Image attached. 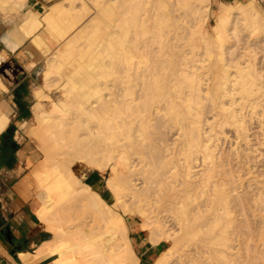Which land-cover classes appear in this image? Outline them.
Instances as JSON below:
<instances>
[{"label":"bare ground","instance_id":"6f19581e","mask_svg":"<svg viewBox=\"0 0 264 264\" xmlns=\"http://www.w3.org/2000/svg\"><path fill=\"white\" fill-rule=\"evenodd\" d=\"M26 1L0 0V12L19 13ZM43 1L45 16L27 11L20 24L45 59L31 110L37 125L27 129L38 150L26 163L37 173L35 218L52 238L33 260L138 264L133 221L121 211L142 220L151 245H167L154 264H264V9L257 0L216 3L215 11L211 0ZM40 30L53 45L65 41L62 49L45 47ZM7 122L3 115L0 130ZM74 164L109 171L111 204L73 176ZM76 200L101 223L96 232L67 215Z\"/></svg>","mask_w":264,"mask_h":264},{"label":"crops","instance_id":"0c3cea01","mask_svg":"<svg viewBox=\"0 0 264 264\" xmlns=\"http://www.w3.org/2000/svg\"><path fill=\"white\" fill-rule=\"evenodd\" d=\"M214 1L234 4L242 0ZM259 1L264 3V0ZM42 5L40 0H27L26 7L19 13L0 12V39L4 37L9 44L15 45L7 49L0 41V116L5 115L8 120L5 128L0 130V264L52 262L51 258L43 256L33 260L32 255L38 247L52 237L43 231L36 219L37 200L33 203L21 195L22 190L28 188L29 180L21 177L24 174L19 167V159L24 154L21 139L27 138V129L33 118L31 110L37 81L33 75L44 59L33 37H25L21 32L20 24L27 11L39 15V19L44 17L48 9L43 10ZM39 34L45 47L53 49L57 46L52 44L44 30ZM10 127L13 131L8 132ZM89 180L96 183L93 177ZM129 239L139 259L138 264H154L165 245H151L136 221L129 224Z\"/></svg>","mask_w":264,"mask_h":264},{"label":"rangeland","instance_id":"374dc122","mask_svg":"<svg viewBox=\"0 0 264 264\" xmlns=\"http://www.w3.org/2000/svg\"><path fill=\"white\" fill-rule=\"evenodd\" d=\"M41 2H42V9L43 10H45V8H47L46 7V3L43 1V0H40ZM216 3H219V2H217V1H214V0H211V8H212V10L213 11H215L216 10ZM257 5L259 6V7H261V8H263L264 9V3L262 4L259 0H257ZM92 12V11H91ZM90 12V13H91ZM93 15V13H91V14H89L82 22H81V24H80V26H82V24H83V22L84 21H86V22H84V24L85 23H87L89 20H90V18H91V16ZM90 16V17H89ZM93 17V16H92ZM214 23H215V19H214V17H212L211 19H210V21H209V26H208V29H207V34L209 33V36L212 38V36H213V33H212V29L211 28H213L215 25H214ZM77 30V29H76ZM77 32V31H76ZM75 32V33H76ZM71 37V36H70ZM69 37V38H70ZM196 39H198L197 37L195 38V41H196ZM199 40V39H198ZM197 40V41H198ZM247 39H243L242 41H240L237 45H239L240 47L239 48H237V46L236 47H234L235 49H236V51L238 52V50L240 49V50H242L243 48H244V46H245V44L246 43H248V44H250L251 42H253V40H252V38H250V39H248L249 41H246ZM195 41H194V43H195ZM200 41V40H199ZM198 41V42H199ZM245 41H246V43H245ZM63 43V44H62ZM60 42V43H58L57 44V46H59L58 48H56V47H54L53 49H51V51H54V49H55V51H56V49H58V50H61L62 49V45L64 46V44H65V41H63V42ZM197 43V42H196ZM243 43H245V44H243ZM61 44V45H60ZM247 44V45H248ZM251 44H253V43H251ZM250 44V45H251ZM198 45H200V43L198 44ZM242 46H243V48H242ZM254 46H252L251 45V49L253 48ZM61 48V49H60ZM239 50V53H241L242 51H240ZM39 69L40 68H42L43 70H44V68H45V59H43V63H41L40 65H39V67H38ZM42 73H43V71H42ZM42 73L40 74V76H39V79H37V81H35V88H34V90H37L38 88H40L41 87V85H42ZM34 94V93H33ZM33 97H34V95H33ZM50 97L52 98V99H57L58 98V94H52V95H50ZM44 110L45 111H47V110H50V105L48 104V103H46V104H44ZM32 117H33V115H32ZM36 122V120H34V118H31V121H30V126L31 127H35V125H37V122ZM252 128L255 130V128H256V130H257V124L253 121L252 122ZM254 126H256V127H254ZM253 130V131H254ZM229 135V136H228ZM227 136H228V138H230V140H229V142L233 139L232 138V136L230 135V133L229 132H227ZM227 138V139H228ZM23 139H25V140H23ZM21 141H23L22 142V144H21V148L22 149H24V154H23V156L19 159V167L21 168V171L23 172V176H21V177H23V179L24 178H27L28 180H29V186H28V188H26V189H24V190H22V197L23 198H25L26 200H30V201H32L33 203H35V200H36V193H37V190H35L36 189V187H35V183H34V175L35 174H37V173H34L33 172V170H35V166H33V167H27V161L28 160H32V155H34L35 153H36V151L38 150L37 149V141L35 140V138H30V137H28L27 136V138L25 137V138H22L21 139ZM233 141V140H232ZM231 141V144L233 143ZM229 142H227V144H226V147L228 146V143ZM253 142V141H252ZM251 142V143H252ZM250 143V144H251ZM230 144V143H229ZM243 147H244V145H243ZM259 148H261V147H259ZM228 149V148H227ZM232 159V158H231ZM237 160V158H235V160L233 161V164L234 163H236L235 161ZM261 163H262V161L259 163L260 165H261ZM258 164V165H259ZM263 164V163H262ZM248 168V166L246 165H244V169L245 168ZM246 168V169H247ZM71 171H72V173H73V176L76 178V179H79L81 182H83V183H85L86 181H90L89 180V178L90 177H93L94 179H96V183H92L91 181V183H92V186H90L91 187V189L93 190V191H95L96 193H98V194H100L105 200H106V202H108L109 204H111L113 201H112V194H111V192H109L107 189H106V187H105V181H106V179H108L109 178V171H106V172H104V173H99V172H97V171H95V170H93V169H89V168H87V167H85L84 165H82V164H74L71 168ZM34 173V174H33ZM85 184H87V183H85ZM88 185V184H87ZM36 191V192H35ZM73 202V204L71 203V205L73 206V205H75L74 207H70L71 209L69 210H67L66 212H68V211H70L71 212V214H70V212L67 214V213H65V214H67L68 216H73V217H71V218H73V222L74 223H76L75 225H79L80 224V226H81V229H86V230H93V232L95 231H97L98 229H99V227L101 226V223H98V222H94V223H92L94 220V218H93V215H91L90 214V216H88L89 214L87 213V212H89L90 213V210H88L85 206V209H83L84 207H83V203L81 204L79 201H77L76 200V202L75 201H72ZM78 202V203H77ZM80 203V204H79ZM79 204V205H78ZM69 205V204H68ZM71 205H69V206H71ZM76 205H78V207L76 206ZM80 206V207H79ZM75 207H77V208H75ZM68 208V207H67ZM79 208V209H78ZM82 208V209H81ZM75 209V210H74ZM77 209V210H76ZM71 210H73L74 212H72ZM79 210V211H78ZM82 210V211H81ZM87 213L86 215H85V212ZM73 213V214H72ZM76 213V214H75ZM83 213V214H82ZM70 214V215H69ZM80 214V215H79ZM117 214H118V216H122L123 218H125V221L127 222V223H129L130 221H136L138 224L142 221L139 217H134V218H132V217H129V216H124L123 215V213L121 212V211H117ZM84 215V216H83ZM76 216V217H75ZM74 218H76V219H74ZM78 218V219H77ZM81 220H80V219ZM92 218V219H91ZM87 219V220H86ZM75 220V221H74ZM89 220H91V221H89ZM79 221V222H78ZM84 221V222H83ZM89 222V223H87V222ZM86 222V223H85ZM85 224V225H84ZM91 226H90V225ZM96 224H100V226L99 227H95V225ZM82 225L83 226H85V227H83L82 228ZM97 226V225H96ZM89 227V228H88ZM94 228H95V230H94ZM97 229V230H96ZM144 234H145V236H147V233L146 232H144ZM52 236V235H51ZM128 236H129V233H128ZM236 238V237H235ZM234 245H235V242H234ZM132 246V245H131ZM167 247V245L165 244L164 245V249ZM132 248H133V246H132ZM163 249V250H164ZM162 250V251H163Z\"/></svg>","mask_w":264,"mask_h":264},{"label":"water","instance_id":"95a60500","mask_svg":"<svg viewBox=\"0 0 264 264\" xmlns=\"http://www.w3.org/2000/svg\"><path fill=\"white\" fill-rule=\"evenodd\" d=\"M0 41H1V43H3L4 45H5V47L7 48V49H12V48H14V46L15 45H11V44H9L8 42H7V40L3 37L2 39H0ZM42 71H43V69L42 68H40V69H38L36 72H35V74L33 75V77L37 80V79H39V76H40V74L42 73Z\"/></svg>","mask_w":264,"mask_h":264},{"label":"trees","instance_id":"16d2710c","mask_svg":"<svg viewBox=\"0 0 264 264\" xmlns=\"http://www.w3.org/2000/svg\"><path fill=\"white\" fill-rule=\"evenodd\" d=\"M10 131H13V128L12 127L9 128L8 132H10ZM4 136H6V134H4L3 137ZM85 183H87L88 185L92 186V183L90 181H86Z\"/></svg>","mask_w":264,"mask_h":264}]
</instances>
